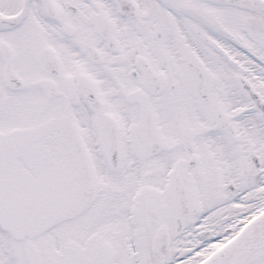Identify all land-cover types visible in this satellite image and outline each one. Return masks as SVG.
<instances>
[{
  "label": "snow or ice",
  "instance_id": "snow-or-ice-1",
  "mask_svg": "<svg viewBox=\"0 0 264 264\" xmlns=\"http://www.w3.org/2000/svg\"><path fill=\"white\" fill-rule=\"evenodd\" d=\"M0 264H264V0H0Z\"/></svg>",
  "mask_w": 264,
  "mask_h": 264
}]
</instances>
